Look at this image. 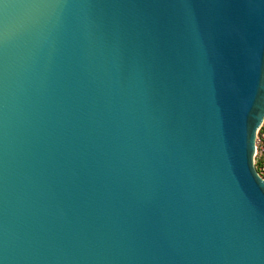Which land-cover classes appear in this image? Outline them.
<instances>
[{"label":"water","instance_id":"1","mask_svg":"<svg viewBox=\"0 0 264 264\" xmlns=\"http://www.w3.org/2000/svg\"><path fill=\"white\" fill-rule=\"evenodd\" d=\"M264 0H0V264H264Z\"/></svg>","mask_w":264,"mask_h":264},{"label":"built area","instance_id":"2","mask_svg":"<svg viewBox=\"0 0 264 264\" xmlns=\"http://www.w3.org/2000/svg\"><path fill=\"white\" fill-rule=\"evenodd\" d=\"M255 164L260 175L264 178V121L262 122L256 140Z\"/></svg>","mask_w":264,"mask_h":264}]
</instances>
